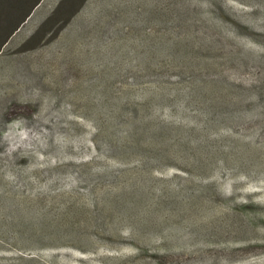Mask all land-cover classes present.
<instances>
[{"label":"rangeland","instance_id":"obj_1","mask_svg":"<svg viewBox=\"0 0 264 264\" xmlns=\"http://www.w3.org/2000/svg\"><path fill=\"white\" fill-rule=\"evenodd\" d=\"M60 1L43 0L0 51V207L16 206L13 224L21 229L0 233V264H264V130L257 134L254 120L220 124L218 132L244 154L204 169L177 161L142 164L137 156L96 149L87 115L99 108L96 94L105 87L116 95L133 77L120 72L122 83L103 62L135 61L131 48L145 52V39L157 31L121 27L141 13L143 0L138 14L130 0H118L122 11L112 23L102 15L117 0H84L64 26H44ZM224 1L264 19V4L255 10L251 0ZM184 6L205 13L196 0ZM238 20L229 21L238 38L233 45L219 38L227 47L218 57L262 61L264 30H246ZM253 67L232 83H253ZM234 72L227 70L232 79ZM198 110L190 106L184 123Z\"/></svg>","mask_w":264,"mask_h":264},{"label":"trees","instance_id":"obj_2","mask_svg":"<svg viewBox=\"0 0 264 264\" xmlns=\"http://www.w3.org/2000/svg\"><path fill=\"white\" fill-rule=\"evenodd\" d=\"M42 1L0 0V51ZM81 1L84 2L61 0L44 26L59 21L64 26L76 14V7ZM196 1L205 13H201L199 7L195 12L191 6H184L185 0H143L142 5L144 2L147 5L140 8L139 15L131 21L124 16L128 23L123 21L122 28H126L127 24H140L141 28L150 26L157 32L145 39V52L137 47L131 48L137 60L103 62L113 65L110 68L114 69V74L116 71L114 79H122L120 72L123 76L133 77L131 83L116 91V95L107 93L105 87L102 93L96 94L99 108L87 113L94 119L93 144L96 149L102 148L105 153L121 157L137 156L142 164L177 161L204 169L219 158L227 165L226 158L230 155L240 160L244 154L234 140L218 132L220 124L235 119L244 124L254 120L258 123L256 133H263L264 44L258 51L263 60L255 63L244 60L240 54L228 53L224 58L226 61L218 55L223 47H227L219 42V38L223 36L228 39V44L233 45L239 36L238 26L229 22L232 17L233 20L239 19L247 27L246 30L254 32L264 30V19L235 11L224 0ZM251 1L258 6L255 10L264 4V0ZM119 3L118 0L111 3L102 15L103 19L105 17L107 22L112 23L117 14H121ZM129 4L131 12L138 14L141 1L130 0ZM160 30L168 32L159 38ZM168 36L174 42H169ZM248 57L253 59V56ZM238 58H241L240 61H235ZM124 63L126 65L122 69ZM230 67L235 71L233 79L227 73ZM252 67L255 72L253 83H232L241 77L244 70ZM177 72L179 85L171 81L172 75ZM107 80L108 88L111 83L114 89L113 76ZM123 80L121 82L126 83ZM140 84L145 85L144 88L138 87ZM190 106L197 107L198 113L196 117L189 116V120H195L184 123L188 121ZM164 115L171 120L169 123L162 120ZM98 200V197L93 199V207L100 205ZM1 210L0 233L21 231L20 226L13 224L16 206L8 202ZM30 214L37 216L34 212ZM41 219H37V223H44V218Z\"/></svg>","mask_w":264,"mask_h":264}]
</instances>
